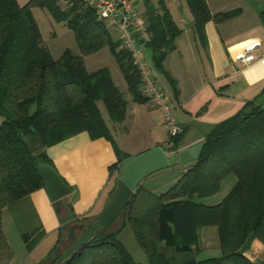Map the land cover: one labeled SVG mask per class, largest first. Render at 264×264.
<instances>
[{
  "label": "trees",
  "instance_id": "trees-1",
  "mask_svg": "<svg viewBox=\"0 0 264 264\" xmlns=\"http://www.w3.org/2000/svg\"><path fill=\"white\" fill-rule=\"evenodd\" d=\"M141 1L149 32L144 46L150 49L153 63L163 69L162 61L180 28L162 0ZM185 2L194 37L202 46L206 20L219 21L238 12L235 7L211 13L205 0ZM31 5L45 7L72 31L79 55L67 48L57 57L50 54L41 41ZM259 14L264 23V10ZM103 46L114 57L131 99H148L140 91L139 74L127 50L117 37L111 38L85 0H26L22 4L0 0V212L4 206L19 207L30 191L42 186L37 162L52 165L45 147L77 131L111 141L116 159L108 165L109 175L116 176L119 162L129 156L115 147L96 105L100 99L110 121L116 122L124 118L127 101L106 67L89 71L80 58ZM256 97L245 99L234 112L208 126L196 157L165 189L155 193L139 181L122 207L118 226L94 231L57 261L62 222L48 255L35 264H143L117 237L125 224L131 227L146 264H259L242 252L252 237L264 245V100ZM184 131L181 126L179 132L168 133L164 143L169 154L178 149ZM36 142L39 147L29 151ZM228 173L234 174V181L218 201L204 203L193 198L214 193ZM69 196L65 203L74 216ZM86 218L76 216L78 221ZM203 225L215 226L219 253L197 258V229ZM42 233L41 227L34 226L20 231V236L30 249ZM0 251L7 257L10 254L1 218Z\"/></svg>",
  "mask_w": 264,
  "mask_h": 264
},
{
  "label": "rangeland",
  "instance_id": "rangeland-1",
  "mask_svg": "<svg viewBox=\"0 0 264 264\" xmlns=\"http://www.w3.org/2000/svg\"><path fill=\"white\" fill-rule=\"evenodd\" d=\"M25 1L17 0L21 4ZM131 1L135 8H141V0ZM152 1L155 2V0ZM162 1L167 7L172 20L180 28V32L173 39V47L169 51L166 63L162 64L165 71L153 63L148 47L140 46L141 55L147 67L148 76L166 96L173 123L181 126L184 124L185 131L183 136L192 138L199 133L203 134L209 123H213L223 117V115H227L223 113H231V111L235 110L242 100H240V95L235 94L234 90H228L234 97L229 100L230 102L225 108L217 109L216 99L209 98L212 93V87L217 86V83L210 77L209 59L206 50L194 37L192 17L185 0ZM205 1L211 13L238 7L236 14L214 21L219 34L230 41L246 35L257 34L256 37H260L262 40L260 51L264 52V23L262 16L259 14L260 10H264V0ZM30 9L37 23L41 41L47 46L53 57H57L64 48H67L72 55H79L73 33L62 21L55 20L45 7L31 5ZM107 29L111 38H116V34L109 27ZM80 58L84 67L89 71L101 66L106 67L112 81L127 100V116L121 121H116L111 131L108 128L110 138L120 153L131 155L139 152L142 145L147 144L151 139H158V142L165 141L169 133L168 126L163 121L157 122L150 117L152 112L150 110L153 108L161 113L160 107L147 100L135 102L130 100V94L126 90L122 74L107 46H103L92 53L80 55ZM256 74V72L246 71L249 79ZM258 84H260V87H257L256 90H253L256 85H252L247 89L244 88L243 92H241L242 95H246V98L252 97L258 92L259 88L264 87V79ZM256 99L258 101L264 100V88ZM96 105L102 119L107 124L110 119L103 102L98 99L96 100ZM220 111L224 112L221 114ZM181 166V163H176L172 158H169V163L166 166L145 174L140 179V183L155 193L162 191L172 183L173 176L181 171ZM234 178L233 173H228L221 178L214 193L204 197L194 195L193 198L204 203H214L222 194L226 193ZM0 218L2 232L10 253L7 257L0 251V264H35L48 255L55 241L56 231L52 234L43 231L42 236L30 249L25 247L20 236V231L30 230L35 226V219L26 199L20 203L19 207H2ZM120 220L121 215L108 228H115L119 225ZM117 237L135 260L146 264L144 252L135 242L129 224L121 227ZM64 238L63 233L61 240H64V242L57 245L56 250H58V253L67 244ZM218 253L217 250L201 249L197 252L196 257L201 258L217 255Z\"/></svg>",
  "mask_w": 264,
  "mask_h": 264
},
{
  "label": "crops",
  "instance_id": "crops-1",
  "mask_svg": "<svg viewBox=\"0 0 264 264\" xmlns=\"http://www.w3.org/2000/svg\"><path fill=\"white\" fill-rule=\"evenodd\" d=\"M142 9L143 5L141 4V8L138 10L141 12ZM203 27L205 34V45L203 47L209 59V74L211 79L215 80L217 83V86L212 87V93L209 98L216 99L217 109H223L229 104V100L234 97L228 90H234L236 95H240L242 104L245 99H248L245 97L246 95H242L241 93L244 88L247 89L252 85H256L253 89L256 90L257 87H260L258 83L264 79V66L259 61H254L247 66H240L230 61L227 48L240 40L256 36L257 34L246 35L230 41L224 39L219 34L213 20H206ZM261 47L262 40L258 49L259 55L264 54V52L260 51ZM168 55L169 52L165 55L162 64L166 63ZM247 70L256 72L257 74L249 79L246 75ZM234 86L235 88L233 89ZM261 89L262 87L257 90L258 92L256 91L257 95ZM130 100L133 101L131 97ZM146 100L152 103L149 98ZM235 110L231 111V113ZM150 112L151 119L153 118L157 122H162L161 114L157 110L152 108ZM222 112L224 111H220L221 114ZM231 113L227 112L223 114L229 115ZM127 114L126 110L125 116H127ZM227 115H223V117ZM115 123L116 122L110 120L107 122L106 125L110 131L114 128L113 126ZM211 123H209L208 126ZM202 135V133H199L192 138H185L182 136L178 148L186 147L201 141ZM163 142V140L158 142V139H151L147 144L142 145L140 150ZM45 151L56 171L69 185L70 191L63 197L62 203H60L58 208L59 212L55 210L43 186L30 191L25 199L35 219V226L41 227L42 231L45 233L52 234L56 231L57 234V230L61 226L58 218L68 212L67 204L65 203L67 196L70 195L69 197H71V208L74 214L73 220L75 221H78L76 216L81 215L86 216L87 218L85 221H88L101 209L114 185L115 176L114 173L109 175L108 165L115 161L116 154L108 138L104 136L91 138L85 130L77 131L74 134L46 146ZM172 159L174 162L180 163L177 161V156H174ZM190 161L191 160H189V162ZM187 163L188 162L184 164L181 163V170L184 169ZM176 175L173 176V179ZM61 227L65 236L67 223H64ZM63 242L64 240H60L59 244ZM197 246L199 247L198 251L201 249H212L219 252L216 228L214 225H203L197 229ZM242 252L250 260L259 264H264V245L256 238H250Z\"/></svg>",
  "mask_w": 264,
  "mask_h": 264
},
{
  "label": "water",
  "instance_id": "water-1",
  "mask_svg": "<svg viewBox=\"0 0 264 264\" xmlns=\"http://www.w3.org/2000/svg\"><path fill=\"white\" fill-rule=\"evenodd\" d=\"M201 144L202 141H198L189 146L178 148L170 154L167 152L165 143L154 144L121 160L117 166L113 188L106 202L90 220L87 222L75 221L70 212H66L58 218L60 223H67L65 237L69 243L59 252L57 261L86 242L94 231L105 229L121 215L123 205L145 174L166 166L169 163V158L174 156H177V161L182 164L194 159ZM39 145V142L30 145L29 151H33ZM36 168L47 197L53 203L55 210L58 209L63 197L70 191L69 185L62 179L53 165L38 161ZM76 230H80L78 235H75ZM55 253H58V250H55Z\"/></svg>",
  "mask_w": 264,
  "mask_h": 264
},
{
  "label": "built area",
  "instance_id": "built-area-1",
  "mask_svg": "<svg viewBox=\"0 0 264 264\" xmlns=\"http://www.w3.org/2000/svg\"><path fill=\"white\" fill-rule=\"evenodd\" d=\"M91 5L98 19L109 27L130 56L132 64L138 71L140 78V91L145 94L153 104L161 109V119L168 126L169 133L181 130V125L174 124L170 115V108L163 91L148 76L140 46L149 39L145 19L142 13L135 8L131 0H85ZM261 39L256 36L240 40L227 48L230 61L247 66L259 61L264 66V54L259 55L258 49Z\"/></svg>",
  "mask_w": 264,
  "mask_h": 264
},
{
  "label": "flooded vegetation",
  "instance_id": "flooded-vegetation-1",
  "mask_svg": "<svg viewBox=\"0 0 264 264\" xmlns=\"http://www.w3.org/2000/svg\"><path fill=\"white\" fill-rule=\"evenodd\" d=\"M84 222H87V221H84ZM67 231V230H66ZM77 231V230H76ZM76 231H75V235H76ZM80 231V230H79ZM66 235V234H65ZM65 239H66V237H65ZM67 241V240H66ZM68 243H69V241H67V244H66V246L68 245ZM65 248V247H64Z\"/></svg>",
  "mask_w": 264,
  "mask_h": 264
}]
</instances>
